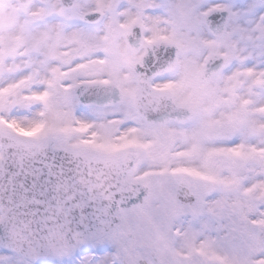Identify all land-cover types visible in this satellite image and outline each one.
<instances>
[{"label": "snow or ice", "instance_id": "1", "mask_svg": "<svg viewBox=\"0 0 264 264\" xmlns=\"http://www.w3.org/2000/svg\"><path fill=\"white\" fill-rule=\"evenodd\" d=\"M0 264H264V0H0Z\"/></svg>", "mask_w": 264, "mask_h": 264}]
</instances>
